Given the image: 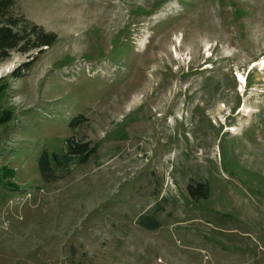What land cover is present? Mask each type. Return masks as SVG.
<instances>
[{
    "label": "rangeland",
    "instance_id": "1",
    "mask_svg": "<svg viewBox=\"0 0 264 264\" xmlns=\"http://www.w3.org/2000/svg\"><path fill=\"white\" fill-rule=\"evenodd\" d=\"M14 1L56 41L0 63V264H264V0Z\"/></svg>",
    "mask_w": 264,
    "mask_h": 264
},
{
    "label": "trees",
    "instance_id": "2",
    "mask_svg": "<svg viewBox=\"0 0 264 264\" xmlns=\"http://www.w3.org/2000/svg\"><path fill=\"white\" fill-rule=\"evenodd\" d=\"M14 6V0H0V63L10 58L12 52L23 55L32 51L42 53L56 41L55 34L46 32L42 27L29 22L23 15L15 13ZM33 61L34 58L22 64L16 72H13V77H21ZM4 90V86L0 87V93ZM85 121L86 118L83 115H78L70 119L68 126L70 129H75ZM94 152L95 147L90 142L68 138L65 140V148L60 152L42 150L37 162L40 175L46 182L54 181L58 176L64 175L63 173L56 175L57 168L67 171L71 164L85 163ZM188 191L194 199L206 198L209 187L207 183H197L195 186L188 185ZM138 224L148 230L159 227V222L149 215H140Z\"/></svg>",
    "mask_w": 264,
    "mask_h": 264
},
{
    "label": "bare ground",
    "instance_id": "3",
    "mask_svg": "<svg viewBox=\"0 0 264 264\" xmlns=\"http://www.w3.org/2000/svg\"><path fill=\"white\" fill-rule=\"evenodd\" d=\"M260 67H261V70H263L264 69V63L260 64ZM238 81L240 82L239 85L241 84V88H243V85L245 84V78L241 75H238Z\"/></svg>",
    "mask_w": 264,
    "mask_h": 264
}]
</instances>
